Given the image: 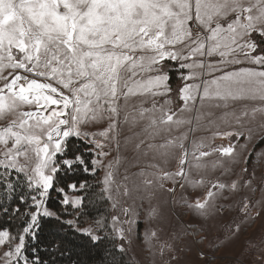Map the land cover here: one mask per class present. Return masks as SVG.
Segmentation results:
<instances>
[{"label": "snow or ice", "instance_id": "1", "mask_svg": "<svg viewBox=\"0 0 264 264\" xmlns=\"http://www.w3.org/2000/svg\"><path fill=\"white\" fill-rule=\"evenodd\" d=\"M173 74L182 82L178 108L171 99ZM257 116L264 130V0H0V264H80L57 237L66 225L94 243L107 238L103 219L95 229L76 225L97 185L111 199L122 147L145 156L159 152L161 162L148 165L156 171L140 175L174 203L179 189L180 200L205 219L231 209L217 201L228 199L224 191H238L241 181L251 188L255 172L231 183L217 177L190 202L189 190L209 183L194 179L192 169L231 173L225 158L234 163L238 149H247L253 132L247 125ZM141 123V132L123 135L125 125L131 131ZM221 123L240 130L221 132ZM201 127L216 131L192 140L190 153L185 141ZM165 136L163 143L149 142ZM217 136L235 142L213 146ZM171 149L183 150L180 167L166 171L161 164L174 158ZM215 153L220 159L202 162ZM101 170L95 184L86 178ZM52 192L61 197L56 211L48 206ZM123 211L127 216L131 209ZM50 220L61 225L51 238L45 234ZM111 221L113 238L121 240L116 250L124 252L125 229L117 225L132 221L115 215ZM239 230L237 224L232 234Z\"/></svg>", "mask_w": 264, "mask_h": 264}, {"label": "rangeland", "instance_id": "2", "mask_svg": "<svg viewBox=\"0 0 264 264\" xmlns=\"http://www.w3.org/2000/svg\"><path fill=\"white\" fill-rule=\"evenodd\" d=\"M134 102L135 101H133V103ZM173 102L175 107V101ZM216 114L219 116L220 112L217 111ZM187 115L189 114L185 113V116ZM260 118V116H257L255 121L247 125V127L253 129L252 140L259 132L264 131L259 128ZM98 127H101V125H96L90 130H95V128ZM143 127L144 123H141L130 131L129 126L125 125L123 135H131V132H141ZM233 128L240 130L234 123H231V126L221 123L219 130L224 132L230 131ZM186 129L187 127L180 130L176 129V134L173 132L172 136H179ZM214 131H216L215 127L211 129L201 127L195 133L189 134V139L185 141V148L191 153L192 140L199 141L201 137L210 138ZM245 134L247 135L246 130ZM144 136L145 134L142 133L139 139H143ZM164 139L166 138L158 137L155 141L149 140V142L160 144L164 142ZM252 140L247 142V147ZM233 142H235L234 138L229 140L228 138L220 136L211 140L213 146H227ZM243 142L244 140L241 141L240 144ZM263 146L258 147L256 150ZM177 150L175 162H168L170 164L166 166L161 164L164 170L175 171L180 167L179 159L183 150ZM202 150L208 151L209 149L203 148ZM238 151L240 152V149H238ZM253 151L251 153L252 158H249V161L247 160V163L244 164V168L248 169V172L244 173L245 180L249 178L251 173L255 172V179L252 182V187H243V181H241V187L238 191H224L223 195L228 197V199H219L217 203L230 204L231 209L205 219L197 215L194 209L189 208L180 200L179 189H177L176 202L174 203L172 198L166 193H159L158 190L155 189V195L150 196V193L146 190H154V188L146 185L140 186L146 178L144 175H140L141 170L145 173L156 171V169L150 168L148 165L161 162L159 159V152H150L149 158L145 157L144 160H137L136 158L128 157L126 155V150L122 147L121 156L124 157V159H121L118 164L114 162L113 166L114 183L111 185L110 204L112 212L111 217L114 215L118 216L121 222L125 220L132 221L131 224L122 223L117 225L125 229V236L127 239L123 242L125 251L122 253L126 259L134 264H264V162L260 164L255 161V153H253ZM115 155L116 153L113 151L112 156L114 157ZM154 155L157 156L156 160H153ZM109 159H111V157H109ZM189 159H191V157H189ZM218 159H220V154L215 153L210 157L203 158L202 162L210 163ZM192 162L195 163V161ZM225 167L232 169L231 173L226 176H221L222 169L213 171L211 167L199 170L193 168L192 176L194 179L199 180L203 176L209 183L196 190L190 189L186 194L190 196V202H194L196 196L202 198L209 191L212 183L216 181L217 177L231 183V181L236 179L237 175L240 174L243 169V164L238 163V161L233 163L225 158ZM100 173L103 178L104 170H101ZM125 176L128 177L127 180L124 179ZM147 178L151 179L152 177L148 176ZM167 183V187H172L170 181H167ZM125 185L129 191L131 190L128 195L124 194ZM135 192L139 194H133ZM76 194L77 193L72 191L67 193L69 196ZM106 194L107 196L109 195L108 193ZM147 197L148 199H146ZM245 198H247L248 203L246 215L241 211L246 202ZM144 199H146L145 203L151 204V211L154 208L157 209L158 215H154L151 219V224L148 226V235L144 237L142 233V237L139 238L138 224L140 221L142 222L143 217L138 215V220L136 219V222H134L132 216L133 212L136 211L134 209H142ZM125 208L131 209L130 214L127 216L123 211ZM217 223L221 225V228L220 226L217 227ZM111 224L112 221L110 218L109 225L111 226ZM194 224L203 232V237L201 236L202 240H205L203 244L201 241L199 242V238L196 236L197 234L193 231L195 230L193 227H196L193 226ZM237 224L240 225V230L233 235L232 233L235 231ZM76 226L81 229L89 227L95 229L97 227L96 221H89L85 224L79 223L78 221ZM129 227L131 228V232L127 231ZM143 228L144 227H142V232ZM217 229L219 233H217ZM153 231L156 233L155 236H152ZM96 234L99 235L100 232ZM201 253L204 255L201 256Z\"/></svg>", "mask_w": 264, "mask_h": 264}, {"label": "trees", "instance_id": "3", "mask_svg": "<svg viewBox=\"0 0 264 264\" xmlns=\"http://www.w3.org/2000/svg\"><path fill=\"white\" fill-rule=\"evenodd\" d=\"M171 87L173 89L172 100L175 101V108H178L181 104L178 96V88L182 86V82L176 78V75H172L171 79ZM75 143V141H73ZM264 145V140H259L254 146V151ZM249 158H252V154H250ZM248 158V159H249ZM249 161V160H248ZM91 183L95 184L97 181L102 180L101 173H97L95 177L88 176L86 177ZM61 185H57L60 187ZM102 184L97 185L89 195V199L84 202L85 206L82 209V213L79 216V223L85 224L89 221H97L98 219H103L106 221L108 228L106 231L108 232L107 238L94 243L88 235L81 234L80 232L73 231L69 229L66 225L63 229V237L62 238L65 244L68 247H71L74 252V259L79 260L80 264H134L133 262H129L124 254L120 251L116 250V245H119L121 241L117 238H113L115 236L114 233L111 232V226L109 225L110 218L112 215L111 212V204L110 200L107 199V194H101ZM70 190L67 191L69 193ZM61 197L57 192H52V200L49 202V207L56 211L59 209V205L56 203L58 199ZM71 211V209H70ZM65 219H69L72 217H64ZM142 227L143 224L140 221L138 224V237H142ZM194 233L199 238V242L201 241L203 244V240L200 236V232L196 227ZM61 229V225L55 221L50 220L45 225V234L50 238L52 234L59 232ZM101 236H105V232H100Z\"/></svg>", "mask_w": 264, "mask_h": 264}, {"label": "crops", "instance_id": "4", "mask_svg": "<svg viewBox=\"0 0 264 264\" xmlns=\"http://www.w3.org/2000/svg\"><path fill=\"white\" fill-rule=\"evenodd\" d=\"M172 99V98H171ZM259 122L261 123L262 122V118H260L259 119ZM184 127H188L187 125H185V126H183V127H181L180 129H182V128H184ZM179 129V130H180ZM174 132V134H176V129H174L173 131H172V133ZM172 133H171V136H172ZM262 135H264V131H261V132H259L255 137H254V139L252 140V142L249 144V146L247 147V149H244V150H240V155L237 157V161H238V163H240V164H243V168H244V164H245V158L247 157V160H248V158H249V156H250V154L252 153V151H253V149H254V146L256 145V143L259 141V140H261L260 139V137L262 136ZM164 138H169V137H164ZM244 139H241V140H239V144L241 143V141H243ZM245 143V140H244V142L242 143V144H244ZM160 151H163V150H160ZM171 152L174 154V158L173 157H170L169 159H168V162H175L176 161V157H177V152H178V150L177 149H171ZM261 152H264V146L263 147H261L260 149H258V150H255V151H253V153H255L254 154V160L255 161H257V162H259L260 164L262 163V162H264V158H263V156H257V154L258 153H261ZM126 155L128 156V157H132V158H136L137 160H140V159H145V157H150V152H149V154L147 155V156H145V155H143V153H136V152H134L133 150H132V147H129L127 150H126ZM236 161V162H237ZM167 164H170V163H167ZM239 175H242L243 177H244V173H242V171L240 172V174ZM222 181H224L223 179H222ZM165 183V186L167 187V185H168V183H167V181L166 182H164ZM145 184H144V182H142L141 184H140V186L142 187V186H144ZM255 189V188H254ZM131 191V190H130ZM130 191H129V194H130ZM147 192H149V193H151V192H154L155 191V189L154 190H146ZM159 193H163V192H160V191H158ZM132 194V193H131ZM133 194H139L138 192H135V193H133ZM248 194V193H247ZM146 199H148V197L146 198ZM146 199H144V205L142 206V209L140 210V209H138V208H136V209H134V210H136V211H134L133 212V218H134V222H136V219L138 220V215H141V217H143V220H142V224H143V236L145 237V235H148V231H149V229H148V226H149V224H151V219L154 217V216H150L149 215V213H150V211H151V204L150 203H145V201H146ZM147 205V206H146ZM136 215H137V218H136ZM193 226H196L197 227V229L199 230V232H200V236H202V234H203V232H202V230L197 226V225H193ZM218 226H220V228H221V225L219 224V223H217V227ZM202 232V233H201ZM217 233H219V230L217 229ZM203 237V236H202ZM205 241V240H204ZM203 241V242H204Z\"/></svg>", "mask_w": 264, "mask_h": 264}]
</instances>
